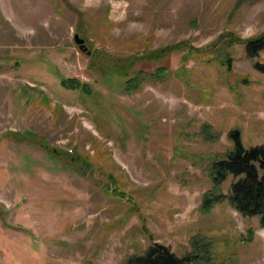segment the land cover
I'll list each match as a JSON object with an SVG mask.
<instances>
[{"label": "rangeland", "instance_id": "rangeland-1", "mask_svg": "<svg viewBox=\"0 0 264 264\" xmlns=\"http://www.w3.org/2000/svg\"><path fill=\"white\" fill-rule=\"evenodd\" d=\"M262 34L264 0H0V264H124L152 244L264 264L259 218L203 209L229 194L209 176L229 132L264 144V51L228 44Z\"/></svg>", "mask_w": 264, "mask_h": 264}, {"label": "trees", "instance_id": "trees-1", "mask_svg": "<svg viewBox=\"0 0 264 264\" xmlns=\"http://www.w3.org/2000/svg\"><path fill=\"white\" fill-rule=\"evenodd\" d=\"M229 39V46L233 44L244 45L246 55L249 58H254L258 56L259 52L264 51V34L245 41L231 36ZM176 48L177 46H174L170 49L174 50ZM151 55H153V52ZM227 58L230 69L232 60L230 57ZM134 63L132 62L133 65ZM119 68L123 72L127 70L124 65ZM255 69L264 73V65H255ZM118 71L113 72L117 73ZM160 73L158 71L153 80L160 78L162 76ZM140 82L139 79H134L128 81L127 85L130 87L129 89H136ZM61 83L64 87L73 89L78 87V85H72L70 82H67L66 85L63 80ZM228 138L232 143V149L227 152L224 159L214 161L209 176L215 187V193H218L216 188H219L231 177L232 184L230 185L229 194L223 196L219 192L213 199L210 194H206L203 199V209L206 211L213 203L225 200L243 218L257 217L260 219L261 225L264 226V144L246 148L237 129L229 132ZM31 139L30 142L38 144L41 148L46 147V145L40 143L37 137L33 136ZM60 155L56 154L54 157L57 158ZM198 258L196 254L178 257L169 248L152 244L141 254L130 256L124 264H198Z\"/></svg>", "mask_w": 264, "mask_h": 264}, {"label": "water", "instance_id": "water-1", "mask_svg": "<svg viewBox=\"0 0 264 264\" xmlns=\"http://www.w3.org/2000/svg\"><path fill=\"white\" fill-rule=\"evenodd\" d=\"M74 42L78 46V48L81 52L85 53L86 55L91 54V52L87 49V47L85 45V41L83 39H81L78 34L74 35Z\"/></svg>", "mask_w": 264, "mask_h": 264}]
</instances>
